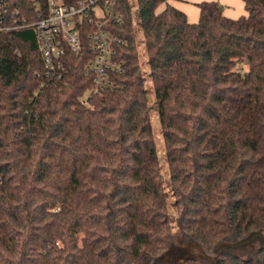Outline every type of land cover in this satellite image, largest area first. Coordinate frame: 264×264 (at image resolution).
Masks as SVG:
<instances>
[{"label": "trees", "instance_id": "trees-1", "mask_svg": "<svg viewBox=\"0 0 264 264\" xmlns=\"http://www.w3.org/2000/svg\"><path fill=\"white\" fill-rule=\"evenodd\" d=\"M6 1L11 22L15 11L33 22L48 0ZM167 1L134 0L136 13L120 0L110 29L123 72L89 106V57L71 54L40 88L35 29L0 32V264H174L177 238L200 251L186 264H264L258 243L246 258L219 249L264 229V0H243L238 19L199 3L194 24L171 5L157 12Z\"/></svg>", "mask_w": 264, "mask_h": 264}, {"label": "built area", "instance_id": "built-area-1", "mask_svg": "<svg viewBox=\"0 0 264 264\" xmlns=\"http://www.w3.org/2000/svg\"><path fill=\"white\" fill-rule=\"evenodd\" d=\"M132 1V11L137 13L138 6ZM10 9L8 1L0 0V32L17 28L35 29L46 74L40 88L48 82L63 79L70 71L66 61L71 54L89 57L84 71L92 77L93 88L83 97V105L89 106L88 99L92 93L103 97L106 90L117 88L111 77L123 72L124 62L116 59V45L124 42L110 27L123 23L120 0H48L45 8H38L33 22L18 19L19 11L11 14V22L7 18ZM83 38H86V51Z\"/></svg>", "mask_w": 264, "mask_h": 264}, {"label": "rangeland", "instance_id": "rangeland-1", "mask_svg": "<svg viewBox=\"0 0 264 264\" xmlns=\"http://www.w3.org/2000/svg\"><path fill=\"white\" fill-rule=\"evenodd\" d=\"M194 0H168L166 3L161 4L158 9L157 12H162L168 5L171 6H175L177 8H179L181 10L182 6L184 5H189L190 7H192L193 9H195L196 11H199V7L197 3H193ZM238 3H240L241 8H243V3L242 0H238ZM232 4V5H231ZM231 6L236 7V3L235 5L232 3L231 1ZM248 15V11L243 8V12L239 13L238 15H234V18H240L242 16H247ZM227 16V15H226ZM232 18V17H231ZM137 22V21H136ZM198 22V21H197ZM137 25V23H136ZM138 40L139 42V50L141 53V60L144 63V61L146 60V55L144 53V44H143V40H142V35L139 34L138 36ZM248 69V68H247ZM142 71L144 72H149V69L146 65L143 66ZM147 75V74H146ZM146 86H148L149 88V96H150V106L152 109H154V107L156 106L155 104V92L153 90L152 85L150 80H147ZM154 112V110H153ZM153 131H154V135H155V139L158 145V150H159V157H160V162H161V166H162V173H163V178L165 180V184L168 185L169 183V172H168V164L166 162V158H165V149H164V140L162 137V133H161V126L157 117V113H153ZM169 199H170V214L173 220L177 219V209L172 205L173 204V198L171 197V194L169 192ZM264 232V229L263 231ZM257 247V245H255V248ZM248 248V247H247ZM246 248H244V250L241 249H237L236 252L242 257V258H246L248 256L247 252H244ZM242 251V252H241ZM200 251H198L195 247L193 248H185L184 246L181 245L179 238L176 239L175 241V248H174V252L172 253V255L170 257L171 260L174 262V264H186V259L190 258V257H200ZM216 260H218V256L215 257ZM169 261V260H168ZM170 262V261H169Z\"/></svg>", "mask_w": 264, "mask_h": 264}, {"label": "crops", "instance_id": "crops-1", "mask_svg": "<svg viewBox=\"0 0 264 264\" xmlns=\"http://www.w3.org/2000/svg\"><path fill=\"white\" fill-rule=\"evenodd\" d=\"M218 2L222 8H223V14L231 19H238V18H234V15H238L239 13L243 12V8H245V3H243V8H241L240 3H238V0H194L193 3H202V2ZM231 1L232 3L235 5V3L237 4L236 7L231 6ZM242 2H244L242 0ZM231 4V5H230ZM175 7V6H174ZM177 8V7H175ZM179 9V8H177ZM180 10V9H179ZM183 13H185V15L187 16V19L189 21V23H197V21H199V17H200V9L199 11H196L195 9H193L192 7H190L189 5H184L182 6L181 10Z\"/></svg>", "mask_w": 264, "mask_h": 264}, {"label": "water", "instance_id": "water-1", "mask_svg": "<svg viewBox=\"0 0 264 264\" xmlns=\"http://www.w3.org/2000/svg\"><path fill=\"white\" fill-rule=\"evenodd\" d=\"M256 243L264 247V232L262 231L252 232L247 238L242 239L235 243H222L219 246V249L227 247L232 250H237V249L247 248Z\"/></svg>", "mask_w": 264, "mask_h": 264}]
</instances>
